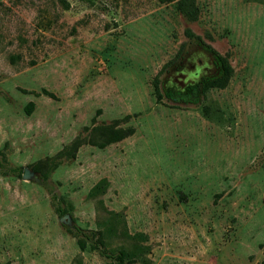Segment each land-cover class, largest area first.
Wrapping results in <instances>:
<instances>
[{
  "label": "rangeland",
  "instance_id": "1",
  "mask_svg": "<svg viewBox=\"0 0 264 264\" xmlns=\"http://www.w3.org/2000/svg\"><path fill=\"white\" fill-rule=\"evenodd\" d=\"M194 1L0 0V264H264V0Z\"/></svg>",
  "mask_w": 264,
  "mask_h": 264
},
{
  "label": "trees",
  "instance_id": "2",
  "mask_svg": "<svg viewBox=\"0 0 264 264\" xmlns=\"http://www.w3.org/2000/svg\"><path fill=\"white\" fill-rule=\"evenodd\" d=\"M87 2L88 4H93L95 0H83ZM159 2H169L172 0H158ZM179 8L182 10V12L188 16L191 19H197L198 17V8L195 4L194 0H178ZM216 58L218 60L219 65V73L216 77L205 80L201 87V92L207 91L211 87H224L230 76H231V67L229 65V62L226 57L221 56L220 54L216 53ZM153 86H154V94L156 96V99L160 101L162 99L163 94L161 93V90L159 88L158 84V78L155 77L153 80ZM188 93H180V98L184 100L185 102H198L199 98V86L198 85H192L189 86ZM41 92L43 94H46L48 96H54L51 92H49L46 89H42ZM170 93H168V96ZM34 103L30 102L27 107V111L31 112L33 109ZM204 114H209L208 107L205 106ZM129 115H126V118H128ZM134 132L133 127H126V128H116L115 122L110 125H104V126H98L91 129V131L88 133L87 141L99 146L104 147L109 143L117 142L122 140L128 135H131ZM5 159H0V170L3 173H7L10 171V169L6 170L5 166ZM15 170V169H11ZM17 174H21V168L17 169ZM105 184V179L100 180L92 189L91 193L92 195H97L99 192H101L102 187ZM63 211V209H60ZM98 237L96 238L95 242L90 245V249L98 248V246H104V241L102 240V237L100 235V232H97ZM77 243L81 249H86L87 240L83 238H78ZM103 253L106 254L107 257L112 258L117 262V264H133L135 262V255L132 252H129L125 249H119L116 251V253H106V251L103 249Z\"/></svg>",
  "mask_w": 264,
  "mask_h": 264
},
{
  "label": "water",
  "instance_id": "3",
  "mask_svg": "<svg viewBox=\"0 0 264 264\" xmlns=\"http://www.w3.org/2000/svg\"><path fill=\"white\" fill-rule=\"evenodd\" d=\"M24 175H25V176L28 175V170H27V169L24 170ZM63 219H66V215L63 216Z\"/></svg>",
  "mask_w": 264,
  "mask_h": 264
}]
</instances>
